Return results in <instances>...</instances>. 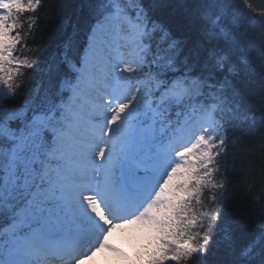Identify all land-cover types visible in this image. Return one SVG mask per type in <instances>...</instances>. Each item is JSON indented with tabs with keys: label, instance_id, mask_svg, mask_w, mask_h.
I'll return each mask as SVG.
<instances>
[{
	"label": "snow or ice",
	"instance_id": "snow-or-ice-1",
	"mask_svg": "<svg viewBox=\"0 0 264 264\" xmlns=\"http://www.w3.org/2000/svg\"><path fill=\"white\" fill-rule=\"evenodd\" d=\"M43 8L0 0V264H264V189L228 207L229 149L264 151V8L78 0L41 58Z\"/></svg>",
	"mask_w": 264,
	"mask_h": 264
},
{
	"label": "trees",
	"instance_id": "trees-1",
	"mask_svg": "<svg viewBox=\"0 0 264 264\" xmlns=\"http://www.w3.org/2000/svg\"><path fill=\"white\" fill-rule=\"evenodd\" d=\"M78 0H44V8L41 10V20L35 31V42L30 46L36 51V56L47 58L54 45L59 41L64 30V21L73 16ZM257 10L264 8V0H250ZM260 20V17H256ZM254 35L264 31V23L253 25ZM35 58V57H34ZM39 73L28 72L26 84L38 81ZM247 145H236L229 149L232 153L229 165V179L233 182L235 198L229 204V210L238 214L240 210H249V195L245 190L249 189L253 195L259 194L264 189V151L258 146L251 153L244 149ZM235 165V171L232 170Z\"/></svg>",
	"mask_w": 264,
	"mask_h": 264
},
{
	"label": "rangeland",
	"instance_id": "rangeland-1",
	"mask_svg": "<svg viewBox=\"0 0 264 264\" xmlns=\"http://www.w3.org/2000/svg\"><path fill=\"white\" fill-rule=\"evenodd\" d=\"M128 231L129 229L127 228V230H123V232L121 231V233L117 232L112 238V241L114 243H118L119 245H121V247H124L126 251H130V248L126 246L127 242L124 240L122 235L127 234ZM107 239H110V237H108Z\"/></svg>",
	"mask_w": 264,
	"mask_h": 264
},
{
	"label": "bare ground",
	"instance_id": "bare-ground-1",
	"mask_svg": "<svg viewBox=\"0 0 264 264\" xmlns=\"http://www.w3.org/2000/svg\"><path fill=\"white\" fill-rule=\"evenodd\" d=\"M121 230H127V227H122L121 229H119L118 233H121Z\"/></svg>",
	"mask_w": 264,
	"mask_h": 264
}]
</instances>
